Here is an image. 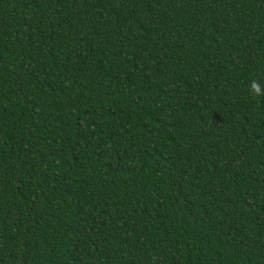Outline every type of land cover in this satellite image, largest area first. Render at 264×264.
<instances>
[{"label":"trees","instance_id":"obj_1","mask_svg":"<svg viewBox=\"0 0 264 264\" xmlns=\"http://www.w3.org/2000/svg\"><path fill=\"white\" fill-rule=\"evenodd\" d=\"M264 0H0V264H264Z\"/></svg>","mask_w":264,"mask_h":264},{"label":"clouds","instance_id":"obj_2","mask_svg":"<svg viewBox=\"0 0 264 264\" xmlns=\"http://www.w3.org/2000/svg\"><path fill=\"white\" fill-rule=\"evenodd\" d=\"M249 93L253 96H264V90H262L260 83L255 80L250 84Z\"/></svg>","mask_w":264,"mask_h":264}]
</instances>
